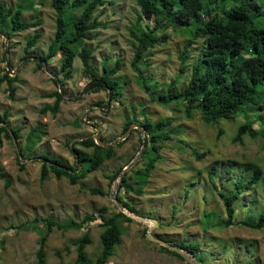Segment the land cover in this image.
<instances>
[{"label":"rangeland","instance_id":"obj_1","mask_svg":"<svg viewBox=\"0 0 264 264\" xmlns=\"http://www.w3.org/2000/svg\"><path fill=\"white\" fill-rule=\"evenodd\" d=\"M18 1L0 0L5 8ZM225 1L215 0L213 6L219 7ZM25 6L27 10L22 13V19L39 20L41 24L11 32L9 36L4 33L7 39L0 31V75L9 63L15 71L9 75L18 77L14 82V99L9 98L6 82L0 87V115L7 110L9 126L20 129L15 141L4 138L0 148V264L36 263L38 237L46 230L42 218L74 223L68 228L52 227L45 242L46 264H75L74 242L86 231L92 240L86 246V252L91 260L95 259L102 248L100 217L106 218L120 211L111 197L118 174L112 180L111 177L136 155L142 144L140 137L145 138L144 131L141 134L132 128L121 145H117L120 141L111 144L116 152L114 157L77 183L70 184L65 176L56 178L52 172L41 181L42 158L27 159L18 155L28 130L40 125L44 131L33 152L75 165L74 148H83L76 141L94 134V126L100 128V139L111 141L122 134L126 120H132L130 125L139 124L145 117L154 123L170 119L169 128L174 132L163 141L160 158L148 180L142 184V193L121 190L119 195L136 207V214L154 218L157 223L133 216L129 222L121 221L122 241L114 247L105 264H190L185 257L167 252L158 242L147 238L149 225L152 226V236L171 245L172 242H198L203 250L204 264H264V227L254 229L237 223L248 217L255 219L264 210V135L259 133L250 137L245 134L242 142L233 140L238 126L244 121H254L253 127L257 130L264 128V111L257 108L259 105L254 106L256 108L247 106L245 111L230 118L206 124L196 109L191 117H187L182 102L163 103L159 98L153 100L150 97L151 89L163 92L173 78H178V87L186 85L202 45L201 38H192L196 27L193 21L175 28L169 26L164 31L168 34L167 41L150 51L146 58L148 64L144 66V61L141 62L143 75L150 81L145 90L131 67L134 48L130 27L139 15V8L135 0H105L95 13L98 17L96 28L91 30L95 37L83 40L82 45L93 50L90 61L98 75L103 62L111 67L117 59L120 60L121 68L114 75L119 82V94L114 100L108 99L106 88L89 86V76L85 75L81 58L76 54L69 78L65 79L64 85L60 83L65 95L59 112L52 116L50 112H39L42 106L52 104L54 100L45 94L58 89V84L51 80L53 77L45 68L57 77L61 55L50 57L42 67L37 66L34 57L38 59L48 53V46L54 38L56 13L50 0L42 3L35 0ZM142 23L152 26L154 21L144 18ZM35 32H40L41 37L26 52V40ZM191 38L194 40L188 48L189 58L184 72L180 73L178 56ZM26 53L31 58H22ZM261 89L264 85L257 87V91ZM81 117L85 122H81ZM87 150L91 151L90 148ZM17 156L24 164L23 168L19 166ZM251 161L263 170L261 183L244 188L235 200L232 225L207 227L209 219L215 223L218 215L227 218L213 182L224 193L230 194L233 187L235 189L234 183L245 178L241 170ZM140 166L142 157L127 171ZM246 175L249 177L250 171H246ZM90 187H99L105 194H93ZM85 215H90L92 220H84Z\"/></svg>","mask_w":264,"mask_h":264},{"label":"trees","instance_id":"obj_2","mask_svg":"<svg viewBox=\"0 0 264 264\" xmlns=\"http://www.w3.org/2000/svg\"><path fill=\"white\" fill-rule=\"evenodd\" d=\"M38 1L39 3L43 2V0ZM214 1L135 0V4L139 8V15L130 27V36L134 48L131 67L137 73V81L141 83L143 89L147 90L150 81L149 77L143 75V70L140 68L141 62L144 61V66L148 64L149 61L146 58L150 55V51L155 46L167 41L168 34L164 31L169 26L175 28L182 24L188 25L191 20L193 21L196 27L192 38H201L202 45L197 59L192 64L191 74L186 85L178 87V78L176 77L170 81L163 92H156V89H151L149 93L151 99L159 98L160 102L163 103L173 100L182 102L185 105L184 110L187 117L192 116L194 109L198 110L201 120L206 124L216 123L223 118H230L245 111L247 106L256 108L254 106L259 105L257 108L264 111V89L257 91L259 85H264V0H233L230 3L227 0L219 7L213 6ZM22 2L32 4L35 3V0H19L14 6L7 8L0 2V31L8 36L11 32L35 28L41 24L39 20L22 19V13L27 10L25 4H21ZM104 4L105 0H50V6L56 13L54 38L48 46V53L40 55L38 58L42 63L47 64L50 57L57 54L61 55L59 70L56 74L60 83L64 85L65 79H68L71 74L73 58L76 54L79 55L83 71L90 79L89 86L110 89L108 94L114 100L119 94V90L117 91L119 82L114 75L121 68L120 60L117 59L111 67L103 62L101 74L98 75L90 61L93 50L82 45L83 40H90L95 37V34H91V30L96 28L98 18L95 13L99 6ZM144 18L153 19L154 24L152 26L143 24ZM40 37L41 33L35 32L26 40L24 46L26 52L35 46ZM192 38L188 40L187 44L183 46L182 52L179 53L180 73L185 70V64L189 58L188 48L194 40ZM29 56L26 53L22 58ZM37 66L41 67L38 62ZM17 80V75H9L7 69H4L3 74L0 75V87L2 83L6 82L8 95L11 99L15 98L16 86L14 82ZM51 80L55 84L57 83L56 79L52 78ZM45 96L54 97V100L52 104L42 106L39 112L41 114L50 112L52 116H55L59 112L62 95L59 89H55L46 93ZM98 104L103 103L98 101ZM7 117L8 111L5 110L0 115V148L4 138L12 141L13 138L19 137L20 129L9 126ZM131 122L132 120L129 119L125 121L122 133ZM170 123V119L154 123L147 117L139 123L145 133L142 166L125 173L116 194V197L131 211H136V207L123 200L119 193L121 190L124 193L133 192L138 195L142 193V184L148 180L155 163L160 158L163 141L170 137L171 132H174V129L169 128ZM253 123L254 121L251 120L240 123L233 140L242 142V137L245 134L250 137H256L259 133L264 135V128L257 130L253 127ZM43 136V128L40 125L33 126L25 134L24 144L18 149L23 158H42L39 177L41 181L47 178L49 172H52L56 178L65 176L70 184H75L86 177L88 173L96 170L104 161L116 155L113 146H101L92 137H86L76 141L83 148H74L76 163L70 165L59 158H48L45 154L33 152L35 145ZM126 140L127 138L118 142L117 145H121ZM142 140L140 137L141 142ZM87 148H90L91 151L89 152ZM17 162L21 168L24 167L18 156ZM122 167L113 173L111 180ZM243 167L244 170L241 172L244 173L245 178L234 183L235 189L233 187L230 194L224 193L213 182L215 190L223 201L227 218L224 219L218 215L215 223H211L212 220L209 219L207 227L232 225L236 212L235 200L243 193L244 188L256 187L261 183L263 170L256 162L251 161ZM246 171H250L249 177H247ZM132 179L133 183L131 182ZM89 190L93 194H105L99 187H90ZM103 210L105 209L103 208ZM100 218L102 221L100 224L103 226L100 233L101 251L93 260L88 257L86 246L92 240L86 231L74 242L75 264H105L108 257L113 254L114 247L122 241L121 221L129 222L132 220L121 211L106 218L103 216ZM83 219L92 220V217L85 215ZM42 221L46 230L38 237L39 247L35 252L37 259L35 264H46L45 242L48 234L52 231V227L68 228L74 224L73 222H58L52 218H42ZM237 223L254 229L262 228L264 227V210L260 211L255 219L248 217ZM172 244L187 250L200 264H204L203 250L198 242H172ZM160 248L181 257L165 246L160 245ZM65 249L68 250L67 247Z\"/></svg>","mask_w":264,"mask_h":264},{"label":"water","instance_id":"obj_3","mask_svg":"<svg viewBox=\"0 0 264 264\" xmlns=\"http://www.w3.org/2000/svg\"><path fill=\"white\" fill-rule=\"evenodd\" d=\"M3 35H4V37L7 39V36L4 34V33H2ZM5 53H6V49H5ZM27 58H31L30 56L29 57H27ZM36 60H37V62L41 65V67H42V61L38 58H36V57H34ZM6 69L9 71V72H11V73H14L15 71L11 68V66H10V64L9 63H6ZM45 71L46 72H48L49 74H51L52 75V77L54 78V79H56V82H57V84H58V89H59V92L61 93V95H62V99H63V96L65 95L64 94V92L62 91V89H61V87H60V81H59V79L56 77V75L54 74V73H52V72H50L48 69H46L45 68ZM110 92V89L108 90V93ZM108 99H110V96H109V98ZM109 102V101H108ZM90 109V106H89V108L87 109V110H89ZM81 122H85V120H84V118L83 117H81ZM94 128H95V133L94 134H91V135H88V136H86V137H92L94 140H95V142L98 144V145H101V146H107V145H111V144H113L114 142H116V141H122V140H124L126 137H127V135L130 133V130L132 129V128H135V129H137V130H139L140 132H141V134L143 133V128L139 125V124H136V123H133V124H131L119 137H117V138H114L113 140H111V141H106V140H102V139H100L99 138V133H100V128L98 127V126H94ZM86 137H84V138H86ZM14 139V141H15V138H13ZM81 139H83V138H80L79 140H81ZM143 140H142V144H141V147H140V149L138 150V152L136 153V155L124 166V167H122L121 168V170L119 171V173H118V176H117V179H118V182H117V184H116V188H115V191L111 194V197H112V199L117 203V205H118V207H119V209H120V211L122 212V213H124V214H126L127 216H129V217H138V218H140V219H145V220H147V221H150V222H152L153 224H156L157 223V220L156 219H154V218H151V217H144V216H141V215H138V214H136L134 211H131L130 210V208L129 207H127L120 199H118L117 197H116V194H117V191H118V188H119V186H120V182H121V180H122V178H123V176L125 175V173L127 172V170L130 168V167H132L141 157H142V153H143V149H144V146H145V140H144V138H142ZM18 155L20 156V152L18 151ZM50 163V162H49ZM151 229H152V226H148L147 227V231H146V237L147 238H149V239H151V240H154V241H156V242H158L160 245H162V246H165V247H167L168 249H171V250H173V251H175L176 253H178V254H180L181 256H183V257H185L189 262H190V264H194V263H196V264H200V262L190 253V252H188L187 250H182V249H179V248H177V247H175V246H173V245H171V244H169L166 240H164V239H161V238H157V237H154V236H152L151 235ZM187 253H189L190 254V256H188L187 255Z\"/></svg>","mask_w":264,"mask_h":264},{"label":"flooded vegetation","instance_id":"obj_4","mask_svg":"<svg viewBox=\"0 0 264 264\" xmlns=\"http://www.w3.org/2000/svg\"><path fill=\"white\" fill-rule=\"evenodd\" d=\"M137 130V129H136ZM46 155V154H45ZM48 158H51V157H48Z\"/></svg>","mask_w":264,"mask_h":264}]
</instances>
